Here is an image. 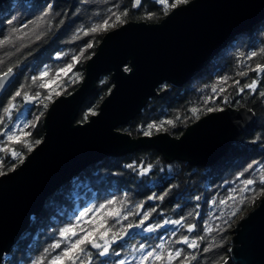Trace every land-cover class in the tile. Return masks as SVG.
<instances>
[{"label": "trees", "instance_id": "1", "mask_svg": "<svg viewBox=\"0 0 264 264\" xmlns=\"http://www.w3.org/2000/svg\"><path fill=\"white\" fill-rule=\"evenodd\" d=\"M169 11V8L165 11L157 0H139V4L135 6L134 0L2 2L0 39L7 36L13 28L20 29V32L12 43L0 46V74L12 67L15 75L11 86L0 97V130L7 129L9 118H13V115L9 117L4 113L3 109L18 90L21 91V96L16 97L14 102L18 108H22L24 93L44 97L46 90L40 85L69 65H73L72 71L61 78L62 86L66 87L60 95L68 94L79 85L80 80H70L71 75L76 72L83 77L86 60L95 52L106 32L102 29L84 35L85 30L110 17L109 23L113 22V12L126 13L121 17L125 22L134 20L152 23L160 21ZM45 13L48 15L45 16ZM37 36H40L39 40L36 39ZM88 43L93 46L88 48ZM81 49H84L83 54ZM261 49H264V19L249 31L236 35L207 66L183 86L176 87L169 83L160 85L159 91L164 88L167 91L162 96L151 97L138 114L127 124L118 127L120 131L137 137L149 131V124H155L160 130L154 127L150 130L151 134L168 132L178 137L188 124L208 113V108L219 110L227 106H246L253 111L255 120L248 130L234 138L228 151L220 159L210 166H193L180 160L167 161L155 149H138L121 156H107L63 183L46 199L40 212L31 217L27 228L10 251L3 255L0 264H33L41 256H45V249H50L52 244L62 240L60 229L68 224H77L76 217L85 208L93 211L79 221V226L90 227L87 222L100 215L95 211L100 204H106L102 212L108 208L120 209L119 217L107 218L106 226L115 224L112 232H121L128 224L139 225L144 212H149L150 216L127 240H117L112 244L108 257L97 256V250L89 245L87 251L92 253L91 264H119V260L127 258L132 252L139 253L141 244L146 246L143 250L150 251L161 243L165 245L164 249H158L165 257L163 264H168V248L173 252L183 250L181 257L171 264H178L185 256L189 257L187 264H234L229 256L233 223L240 215L253 208L264 195H257L254 201L240 205V210L229 218L228 213L234 203L228 200L229 195L236 196L238 200L241 195L251 197L253 194L239 192L243 187V180L254 179L257 183L251 188L256 191L261 188L259 176L264 170V97L260 96V92H264V72L257 73L252 69L257 64H264V55L249 59L252 52L260 53ZM74 56H80L78 62H74ZM45 70L47 75L40 77V73ZM241 72H246L247 75L242 76L239 74ZM224 77L228 78L227 81L221 82ZM254 79L258 80V84L256 91L252 92L244 86ZM213 86L217 87L218 94L212 91ZM111 87L110 73H103L93 92L85 98L76 120L82 122L86 120L89 110H97ZM220 87L225 91L219 92ZM241 88L244 90L240 91ZM39 105L34 103L24 106L25 115L32 118L37 114L35 111ZM192 108H197L198 111L194 114L191 112ZM31 110L34 113H29ZM42 119L43 116L35 122V127L27 137L32 145H35L36 140L42 139ZM170 119L174 121V125L166 123ZM13 145L18 152L22 151L26 155L29 153L25 146L16 143ZM0 158L5 161L4 172H8L14 159L3 151L0 152ZM249 165L252 167L249 168ZM233 189L237 191L234 193ZM160 196L164 198L158 199ZM109 200H114V203L107 205ZM220 200H227V205H221ZM137 205L141 207L137 208ZM128 213L132 214L124 219ZM181 217L184 220L180 225L165 223L180 220ZM116 220L120 222L116 223ZM157 224L161 227L144 232V226ZM187 224L195 225L192 232L188 231ZM209 227L211 232L206 231ZM183 236H188L189 240L199 237L204 239H198L199 247L193 249L182 242ZM66 243H61V248L50 250L43 264L52 255L59 254ZM209 245L214 246L204 252L203 249ZM145 264H161V261L149 258Z\"/></svg>", "mask_w": 264, "mask_h": 264}, {"label": "water", "instance_id": "2", "mask_svg": "<svg viewBox=\"0 0 264 264\" xmlns=\"http://www.w3.org/2000/svg\"><path fill=\"white\" fill-rule=\"evenodd\" d=\"M262 19L264 0H189L158 22L130 20L106 31L85 62L79 85L55 97L46 108L40 143L22 163L0 175V262L51 194L107 156L155 149L167 161L193 166H210L220 159L255 120L246 106L208 112L178 137L168 132L132 137L118 127L127 124L151 97L167 91H159L160 85L183 86L236 35ZM103 73H110L111 89L95 115L77 121L81 105ZM14 78L13 73L0 79V97ZM34 97L32 101L23 98V103H36L38 97ZM4 132L0 130V138ZM135 229H128L118 241L127 240ZM231 231L233 263L264 264V195Z\"/></svg>", "mask_w": 264, "mask_h": 264}, {"label": "snow or ice", "instance_id": "3", "mask_svg": "<svg viewBox=\"0 0 264 264\" xmlns=\"http://www.w3.org/2000/svg\"><path fill=\"white\" fill-rule=\"evenodd\" d=\"M189 2V0H174L173 3L169 4V0H160V3L164 6L165 11L168 10V8H176L178 5H182V4H187ZM136 3L139 4V0H136ZM135 6V5H134ZM45 16L48 15V13L44 14ZM112 15L115 17V20L113 21V23L110 25L109 24V19H111V17L109 19H105L103 20L101 23L99 24H94L91 28L87 29L84 31V35H88L90 33H96L97 31L100 30H107L108 27L112 26L114 27L116 25V23H120L123 24L125 21L121 18L122 15H126V13H121V14H117L115 12L112 13ZM149 16H151V14H149ZM44 17H40V19H43ZM31 23V22H30ZM25 27H28L27 25H25ZM20 32V29L18 28H13L11 30V32L5 36L3 39H0V46H4L6 44H10L13 42L14 38H18L16 37V34ZM37 40L40 39V36L36 37ZM93 45L91 43L87 44L88 48H91ZM84 49H81V54H83ZM257 55H264V49H261L260 53L257 52H252L249 56V59H251L252 57H256ZM73 60L78 62L79 58L78 57H73ZM73 65H69V69H71ZM252 71H256L257 73L260 72H264V64H257L255 69H252ZM13 74V68L9 67L7 69L6 72H3L2 74H0V79H6L9 76H11ZM242 76H246L247 73L246 72H241L239 73ZM47 75V70L42 71L40 73V77H44ZM65 75H67V73H65ZM77 78L78 75H77ZM35 77L33 78V81H35ZM227 77L222 78L221 82H225L227 81ZM237 84L239 83L238 81L236 82ZM257 84H258V80L254 79L252 80V82L250 84H246L244 87L247 89H250L252 92H255L257 89ZM41 87H47L48 85L45 84H41ZM59 86V85H57ZM244 89L241 88L240 91H243ZM55 89H50L49 95L47 96L48 100L52 99V92H54ZM212 91L214 93H217V87L213 86L212 87ZM225 91V89L223 87L219 88V92H223ZM59 92H56V95H59ZM218 94V93H217ZM24 99L26 101H32L35 100L36 97L33 96H29L27 93H24ZM38 95V94H37ZM21 96V91H17L15 93V95L11 98V100L9 101L7 107H5L3 109V112L8 114V116H11V110L14 109L16 107V105L12 102L16 99V97ZM260 96L264 97V92H260ZM208 99H211V97H209ZM225 101H227V97L224 98ZM205 103H207V100H205ZM45 107H47V104L44 105ZM216 109L213 108H208L207 111L211 112L214 111ZM198 111L197 108H192L191 112L192 113H196ZM93 115H95V112H92ZM42 115V114H41ZM87 118V117H85ZM199 118V117H197ZM36 120H39V117H36ZM166 123L168 125H174V121L173 120H167ZM29 125H31L32 127H35V122L30 121L28 124H25L24 127L27 128L29 127ZM18 130L19 132L23 133V135H17L16 132L14 131H10L7 135V141L10 143H16V144H21L23 146H25L27 148V150L30 152L32 151L33 145L32 143L27 139L28 136H30V133H26L24 132L23 128H19ZM156 127L157 130H160L159 127L155 124H149L148 128L149 131L144 132V135H151V129ZM162 127V125L160 126ZM40 141L36 140L35 144H39ZM0 151H3L5 153H9L11 154V157L13 159H19L20 162H23V155L18 152L15 148H9L7 146H5L3 149H0ZM4 164L5 161L3 158H0V175H4ZM15 167V165H13V168ZM252 165H249V168H251ZM13 170L12 168L9 169V171ZM148 169H144V171H147ZM255 183H257L256 180L254 179H246L242 181V185L243 187H241L239 189L240 193H245V192H252V196L251 197H246L244 195H241L240 198L237 200L236 196L234 195H229L228 200H232L234 201L233 205L231 206V209L228 213L229 218H231L232 216H234L236 214V212H238L240 210V205L242 204H246L249 202L254 201L255 197L257 195L260 194H264V170L261 171V175L259 176V183L261 185V188L256 191L253 190L251 188L252 185H254ZM237 190L233 189V192L235 193ZM163 196L158 197V199H163ZM149 199H152V197H150ZM107 205H112L114 203V200H109L106 202ZM219 203L221 205H227V200H220ZM141 205H137V208H140ZM106 208V204H100L99 207L97 209H95V211L97 213H100L99 216L94 217L91 221L87 222L88 224H90V227L87 228H81L79 226V221H81L82 218H84L89 212H92L93 209L91 208H85L84 211L80 212L79 216L76 217V221L77 224H68L66 227L60 229L59 235L62 238V240L57 241L56 243L52 244L50 246V249H45V256H41L39 259H37L36 261L33 262V264H43V262L46 260V256L47 253L50 250H54V249H58L61 248V243L67 242L65 244V246L63 247L62 251L59 254H55L51 256L50 260L46 261V264H86V260L88 262V264H91L92 261V253L87 251L88 246L90 245L92 249H96L97 253L96 255L99 257H108L109 256V252H110V248L112 246V244H114L117 240L122 239V237L124 235L127 234V230L131 229L133 227H139L142 226L144 224V221L149 219L150 213L149 212H144L143 213V218L140 220L139 225H133V224H128L126 226V228L123 229V231L121 232H112V228L115 227V224L111 225V226H106L107 225V218H111V217H119L120 216V209H112V208H108L107 211L102 212L101 210H104ZM153 211H155V209H153ZM132 213H128L124 216V219H127L128 215H131ZM182 220H184L183 217H181L180 220H175V221H166L165 223H172V224H176V225H180ZM119 220H116V223H119ZM227 223V221H226ZM161 227V225L157 224L155 226L153 225H148L147 231H153L154 228H159ZM187 229L189 232H192L193 229L195 228L194 224H187L186 225ZM206 231L211 232L212 229L211 227L207 228ZM78 233H81L78 235ZM111 233V237L109 238V234ZM173 235H175V232H173ZM73 237H76V239H72ZM199 240H203L204 237H199ZM198 239H192L189 240L188 236H183L181 238L182 242L184 244H186L189 248H198L199 244H198ZM214 245H209V247H205L203 249L204 252H208L210 247H213ZM145 245L141 244L139 246V249L141 250V252L143 251V249H145ZM165 245L163 243H161L160 245L153 247L150 251H147L146 254H142L139 257V260L135 262V264H145L146 261L149 260V258H152L155 261H161V264H163V261L165 259V257L163 256L161 251H158V249H164ZM182 249H177L175 250V252H173L171 250V248L167 249V261L168 264H171L172 261L177 260L178 257H181L182 255ZM116 255H119V253H116ZM84 257V258H82ZM86 258V260H85ZM192 259H195V257H191ZM189 257L185 256L183 259H180L178 261V264H187ZM101 264H103V262H101ZM119 264H126V261L124 259L119 260Z\"/></svg>", "mask_w": 264, "mask_h": 264}, {"label": "rangeland", "instance_id": "4", "mask_svg": "<svg viewBox=\"0 0 264 264\" xmlns=\"http://www.w3.org/2000/svg\"><path fill=\"white\" fill-rule=\"evenodd\" d=\"M158 2H160V0H157ZM174 2V0H169V4H171V3H173ZM172 8H169V10H171ZM167 13V12H166ZM113 22H111V23H109L110 25L112 24ZM119 25H121L120 23L118 24V22L116 23V25L114 26V27H112V26H110V27H108L107 28V30L106 31H108V30H110V29H113V28H115V27H117V26H119ZM80 56H78V58H79ZM74 62H76V61H74ZM128 67H125V69H127ZM70 71H72V67H71V69H69V67H67L66 69H64V70H59V71H57L56 72V75H55V77H53V78H51V79H47L46 80V84L48 85L47 87H44V89L46 90L45 91V96L44 97H42V96H37L38 97V101L36 102L37 104L39 103L40 105H39V108L38 109H36V113L37 114H35L32 118L31 117H27L25 114V112H26V108H23L24 106H29V104H24L23 102H21L22 103V108H18V106L16 105V107L14 108V109H12L11 110V115H13V118H9V122H8V124H9V126L7 127V129H3V130H5V132H4V134L2 135V137L0 138V149H3L5 146H7V147H9V148H14V143H10V142H8L7 141V135H8V133L10 132V131H14V132H16L17 133V135H23V133H21V132H19V130H18V127L17 126H19V128H23L24 129V132H26V133H31V130H32V126L31 125H29V127H27V128H25L24 127V125L25 124H28L30 121H33V122H37V120H36V117H41V116H44L43 114H45L44 112L46 111V108L48 107V105L50 104V102L55 98V97H57L58 95H56V92H59V93H61V91L66 87V85H63L62 86V83H61V78L63 77V76H65V73H69ZM77 75H78V73H74L73 75H71V77H70V80H72V81H81V76H79L78 75V77L79 78H77ZM44 83V84H45ZM57 85H59V86H57ZM50 89H55V91L54 92H52L51 94H52V99L51 100H48L47 99V96L49 95V92H50ZM60 95V94H59ZM24 97V95L22 96V98ZM14 104H15V102L14 101H12ZM35 103V104H36ZM45 104H47V107H45L44 105ZM99 106V105H98ZM97 110H98V107H97ZM97 110H94V109H91V110H89L88 111V115L86 116L87 118L89 117V115L90 114H92V112H97ZM34 111V110H33ZM32 110H31V112H29V113H34ZM42 114V115H41ZM86 118V119H87ZM143 135V134H142ZM1 141H2V143H1ZM36 145V144H35ZM35 145H33V147L35 146ZM23 146V145H22ZM1 152V151H0ZM22 155H23V157H25V153H23L22 151L20 152ZM9 154H10V152H9ZM10 156H11V154H10ZM24 159V158H23ZM20 163V160L17 158V159H14V161H13V164L9 167V169L10 168H12L13 169V165H15V167L18 165ZM240 216H242V215H240ZM239 216V217H240ZM238 220V219H237ZM235 223V222H234ZM233 223V224H234ZM137 228V227H136ZM147 228H148V226H144V232H147ZM110 238V237H109ZM148 250H143L142 252L140 251L139 253H137V254H134L135 252H132L131 254H129L128 256H127V258H124V260L126 261V264H135V262L136 261H138L139 260V257H140V255H142V254H146V252H147Z\"/></svg>", "mask_w": 264, "mask_h": 264}, {"label": "bare ground", "instance_id": "5", "mask_svg": "<svg viewBox=\"0 0 264 264\" xmlns=\"http://www.w3.org/2000/svg\"><path fill=\"white\" fill-rule=\"evenodd\" d=\"M26 228H27V227H26ZM26 228H25V229H26ZM25 229H24V230H25ZM24 230H23V232H24Z\"/></svg>", "mask_w": 264, "mask_h": 264}]
</instances>
